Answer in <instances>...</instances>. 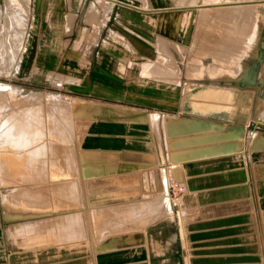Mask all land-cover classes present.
Masks as SVG:
<instances>
[{
    "label": "crops",
    "instance_id": "0c3cea01",
    "mask_svg": "<svg viewBox=\"0 0 264 264\" xmlns=\"http://www.w3.org/2000/svg\"><path fill=\"white\" fill-rule=\"evenodd\" d=\"M136 1V11L153 18L132 22L114 0L89 1L85 20L101 13L97 31L107 30L88 48L83 67L71 66L75 58L63 52L71 38L58 51L31 55L37 72L64 79L75 76L50 69L78 71L80 83L63 81L62 92L84 101L88 120L74 184L62 174L47 179L38 196L37 182L0 173V264H264V146L251 147L264 135V100L252 118L251 104L240 106V83L182 92L178 55L166 46L170 40L177 50L175 39L182 41L180 15ZM72 2L55 0L70 10L62 22L69 32L78 16ZM112 8L115 23L131 29L122 35L128 47L110 40ZM259 8L264 44V4ZM150 24L158 32L156 51L146 39ZM125 58H139L141 66L127 69ZM165 175L183 187L174 206L161 190Z\"/></svg>",
    "mask_w": 264,
    "mask_h": 264
},
{
    "label": "rangeland",
    "instance_id": "374dc122",
    "mask_svg": "<svg viewBox=\"0 0 264 264\" xmlns=\"http://www.w3.org/2000/svg\"><path fill=\"white\" fill-rule=\"evenodd\" d=\"M89 1L82 0L79 6L72 2L71 11H77L78 16L69 32L62 22L70 10L64 6L58 9L55 0H30V3L29 0H0V173L6 180H13L16 174L17 179L21 178L23 182H37L38 196L45 194L43 184L47 179L61 180L67 177L63 175L68 174L71 184H74L79 142L88 119L84 118V101L62 92L61 86H66L65 82L74 86L80 83L82 78L78 71L75 70V74L63 71L61 64L50 69L75 76L64 79L57 74H47L49 70L40 69L37 72L31 55L45 49L58 51L63 40L71 38L63 52L75 58L71 60V66L83 67L88 48L100 43L107 30L105 27L102 32L97 31L101 13L95 20H85ZM106 1L111 3V0ZM150 2L152 9L161 8L159 11L180 15L178 23L182 28L179 32L182 41L175 39L179 42L177 50L169 43L170 40L166 41V46L170 53L174 51L178 55L176 64L179 73L175 78L181 84L182 92L187 86L201 88L213 84L231 87L240 83V106L247 105L242 108L248 109L251 104L248 111L252 118L256 117V107L258 105L261 109L264 100V44L258 41L263 19L259 7L264 0H183L201 5L190 7H177L171 0ZM139 5L136 0H114L113 7L126 12L132 22L140 23V19L145 17L142 12L136 11H142L137 8ZM55 12L56 20L52 24L50 19ZM146 12L149 11L143 13ZM114 13L112 8L108 15L109 23L116 25L109 28L112 30L110 40L127 46L122 35H132L131 29L116 24ZM184 14L188 17L186 21ZM150 17L152 15L145 19ZM148 26L153 35L146 36V39L150 48L156 51L158 32L152 24ZM166 57L163 62L168 60ZM122 61L127 69L141 66L139 58ZM260 115L264 116L263 113ZM51 121H54L53 124ZM258 136L252 139V148L264 146V135ZM63 158H68L69 165ZM62 164L69 170L57 171ZM25 190L23 188L24 194ZM26 193L29 194L28 191ZM52 193L58 194V189Z\"/></svg>",
    "mask_w": 264,
    "mask_h": 264
},
{
    "label": "built area",
    "instance_id": "2783aa9c",
    "mask_svg": "<svg viewBox=\"0 0 264 264\" xmlns=\"http://www.w3.org/2000/svg\"><path fill=\"white\" fill-rule=\"evenodd\" d=\"M161 190L165 192L166 201L169 206H174L178 202L183 187L174 178L165 175L161 180Z\"/></svg>",
    "mask_w": 264,
    "mask_h": 264
},
{
    "label": "bare ground",
    "instance_id": "6f19581e",
    "mask_svg": "<svg viewBox=\"0 0 264 264\" xmlns=\"http://www.w3.org/2000/svg\"><path fill=\"white\" fill-rule=\"evenodd\" d=\"M29 3H30V0H29ZM238 6H239V5H238ZM239 7H240V6H239ZM239 7H238V8H239ZM239 9H240V8H239ZM239 9H238V10H239ZM248 9H250V8H248ZM233 10H234V9H233ZM248 11H249V10H246V12H248ZM251 13H252V11H251ZM241 14H242V13H241ZM243 21H244V20H243ZM15 93H16V92H15ZM39 96H40V95H39ZM55 97H56V96H55ZM59 98H61V97L59 96ZM54 100H55V98H54ZM70 102H71V101H70ZM83 103H84V102H83ZM36 105H37V104H36ZM58 114H59V113H58ZM31 116H32V114H31ZM25 119H26V118H25ZM28 119H29V118H28ZM30 119H32V118L30 117ZM16 120H17V119H16ZM19 120H20V118H19ZM50 120H51V119H50ZM34 121H35V120H34ZM38 121H39V120H38ZM38 121H37V122H38ZM58 121H59V120H58ZM18 122H19V121H18ZM31 122H33V121H31ZM49 122H50V121H49ZM51 122H52V121H51ZM53 122H54V121H53ZM53 122H52V124H53ZM34 123H35V122H34ZM37 124H38V123H37ZM17 125H19V124H17ZM17 125H16V126H17ZM31 125H32V124H31ZM41 125H42V124H41ZM6 126H7V125H6ZM25 126H26V125H25ZM28 126H29V125H28ZM28 126H27V127H28ZM58 126H59V125H58ZM27 127H26V128H27ZM34 127H35V126H34ZM36 127H38V126H36ZM43 127H44V126H43ZM24 128H25V127H24ZM38 128H39V127H38ZM56 128H58V127H56ZM25 130H26V129H25ZM30 130H31V129H30ZM36 130H37V129H36ZM52 130H53V129H52ZM2 132H3V131H2ZM4 132H5V129H4ZM18 132H19V130H18ZM20 132H21V131H20ZM27 132H29V131H27ZM16 133H17V132H16ZM33 133H34V131H33ZM45 133H46V132H45ZM5 134H6V133H5ZM37 134H38V133H37ZM39 134H40V133H39ZM55 136H56V135H55ZM59 136H60V135H59ZM39 137H40V136H39ZM258 137H259V136H258ZM258 137H257V138H258ZM255 138H256V137H255ZM31 141H32V140H31ZM262 142H263V141H262ZM5 145H6V144H5ZM5 145H4V146H5ZM17 145H18V144H17ZM20 145H21V144H20ZM21 150H22V149H21ZM20 162H21V161H20ZM32 163H33V162H32ZM25 166H26V165H25ZM0 167H1V166H0ZM1 172H2V170H1Z\"/></svg>",
    "mask_w": 264,
    "mask_h": 264
}]
</instances>
